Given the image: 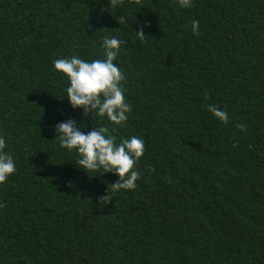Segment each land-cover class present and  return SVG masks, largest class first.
Wrapping results in <instances>:
<instances>
[{
  "label": "trees",
  "instance_id": "trees-1",
  "mask_svg": "<svg viewBox=\"0 0 264 264\" xmlns=\"http://www.w3.org/2000/svg\"><path fill=\"white\" fill-rule=\"evenodd\" d=\"M113 36L120 126L71 109L52 68ZM66 119L143 139L133 190L76 168ZM0 135V264H264V0H0Z\"/></svg>",
  "mask_w": 264,
  "mask_h": 264
},
{
  "label": "clouds",
  "instance_id": "clouds-1",
  "mask_svg": "<svg viewBox=\"0 0 264 264\" xmlns=\"http://www.w3.org/2000/svg\"><path fill=\"white\" fill-rule=\"evenodd\" d=\"M116 0H113L115 4ZM179 7H190L191 0H176ZM192 32H198V22H192ZM137 36H144L137 32ZM124 41L115 36L104 38L101 44L102 59L84 60L79 56L59 58L52 61L53 71L67 80L64 89L69 107L81 110L82 116L106 119L110 124L120 126L127 119L130 105L125 99V90L121 87L124 79L117 56ZM207 111L220 123L228 122V113L214 105H208ZM243 130V125L240 126ZM52 132L57 147L76 154L75 164L78 170L89 173H113L118 179L110 185L112 191L133 190L139 173L134 170L137 161L144 152V141L139 136L116 137L104 126H96L83 131L73 120H62L54 125ZM5 138L0 135V184L5 183L15 173L16 163L13 157L4 151ZM99 175V176H100ZM94 177V176H93ZM109 191V189H108ZM107 197V196H106ZM106 197H103L105 201Z\"/></svg>",
  "mask_w": 264,
  "mask_h": 264
}]
</instances>
